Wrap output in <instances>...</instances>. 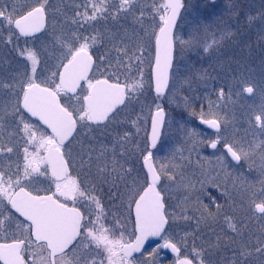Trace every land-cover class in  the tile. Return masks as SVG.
Instances as JSON below:
<instances>
[{
  "label": "snow or ice",
  "instance_id": "snow-or-ice-1",
  "mask_svg": "<svg viewBox=\"0 0 264 264\" xmlns=\"http://www.w3.org/2000/svg\"><path fill=\"white\" fill-rule=\"evenodd\" d=\"M0 264H264V0H0Z\"/></svg>",
  "mask_w": 264,
  "mask_h": 264
},
{
  "label": "rangeland",
  "instance_id": "rangeland-1",
  "mask_svg": "<svg viewBox=\"0 0 264 264\" xmlns=\"http://www.w3.org/2000/svg\"><path fill=\"white\" fill-rule=\"evenodd\" d=\"M230 2L231 0H215V3L219 6V10L221 11V13L223 12V9ZM237 2L243 5L245 8H248L249 10H251L253 13L259 10L261 6V0H237ZM192 3L197 6V11L203 15L205 14V9L207 8V6L212 3V0H192ZM244 41L248 44H251V48L243 47L242 50L241 49H234V50L230 49L229 54L236 55V56H243V57H248L250 55L254 60L258 62L261 52H260V45L258 43V36L256 34V30L255 29L250 30L247 33V35L244 37ZM172 113H173V116L178 121L184 122V121H187L188 119L186 114L183 113L181 109L173 107ZM200 128L203 129L201 126ZM180 140H181V136L174 127L169 133V137L165 142V147H168L169 145L173 143H178ZM213 152L214 151H211L209 148H202L200 150V157H197L194 154L193 160H196L202 157H207L208 159L205 160V166L210 172H213L214 174V171H219V168L216 165L215 159L212 155ZM189 171H191V169H189ZM218 179L220 180V182L223 183V182H226L227 178L225 177L224 173H221ZM209 191H211L214 195H219V193L217 192L215 188H211L209 189ZM205 202L207 203V201Z\"/></svg>",
  "mask_w": 264,
  "mask_h": 264
},
{
  "label": "water",
  "instance_id": "water-1",
  "mask_svg": "<svg viewBox=\"0 0 264 264\" xmlns=\"http://www.w3.org/2000/svg\"><path fill=\"white\" fill-rule=\"evenodd\" d=\"M205 127V126H204ZM211 149V148H210ZM211 150H213V149H211Z\"/></svg>",
  "mask_w": 264,
  "mask_h": 264
},
{
  "label": "flooded vegetation",
  "instance_id": "flooded-vegetation-1",
  "mask_svg": "<svg viewBox=\"0 0 264 264\" xmlns=\"http://www.w3.org/2000/svg\"><path fill=\"white\" fill-rule=\"evenodd\" d=\"M205 129V128H204ZM206 130V129H205ZM215 151V150H214Z\"/></svg>",
  "mask_w": 264,
  "mask_h": 264
}]
</instances>
